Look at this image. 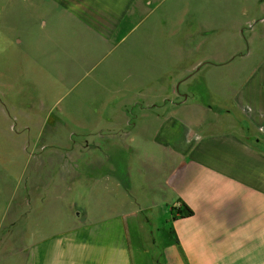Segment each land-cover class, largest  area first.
<instances>
[{
  "label": "crops",
  "instance_id": "crops-1",
  "mask_svg": "<svg viewBox=\"0 0 264 264\" xmlns=\"http://www.w3.org/2000/svg\"><path fill=\"white\" fill-rule=\"evenodd\" d=\"M46 2L56 12L41 14V27L62 20L100 45L126 43L109 65L141 73L131 93L112 96L120 77L101 92V162L98 170L81 162L71 206L52 203L60 196L50 189L42 204L47 184L57 183L55 142L42 137L41 125L32 135L29 122L10 125L0 98V264H264V19L248 27L251 4L264 0L232 2L246 6L232 34L251 48H208L195 74L203 58L187 65L186 55L201 52V41L187 50L177 36L169 48H151L157 28L169 27L162 9L169 0H39L36 7ZM112 49L101 48V62ZM11 127L28 140L11 143Z\"/></svg>",
  "mask_w": 264,
  "mask_h": 264
},
{
  "label": "rangeland",
  "instance_id": "rangeland-1",
  "mask_svg": "<svg viewBox=\"0 0 264 264\" xmlns=\"http://www.w3.org/2000/svg\"><path fill=\"white\" fill-rule=\"evenodd\" d=\"M37 1L0 0V98L7 101L4 102L8 104L10 125L13 118L18 129L23 123L29 122L30 131L33 132L31 135L38 132L41 125L42 137L55 142L52 155L55 153L58 161L57 183L52 180L47 184L43 190L42 204H48L50 199L46 192L50 189L57 192L56 195L63 196L55 197L52 203L71 206L81 162L90 160L91 170H98L97 164L101 162V92L106 93L109 85H113L111 79L120 77L123 86H119L120 91L112 93V96L131 93L132 89L129 88L132 87L131 80L135 79V70L138 74L141 72L137 67L131 70L130 66L124 64L120 68L109 65L117 58L120 49H129L126 43L115 47L107 43L100 45L98 41L101 38L68 29L71 24L66 28L68 22L62 20H57L54 27H41L39 16L48 11V18L56 12V7L49 2L42 8L36 7ZM232 2L185 0L181 3L169 0L162 6L166 16L163 23H168L169 27L157 28L159 33H155L151 48H169L168 39L177 36L183 37L180 39L185 41L187 50L192 49L193 45L198 48V42L201 41V52L195 56L186 55L187 65L199 57L203 58L195 69L190 70L191 74L208 63L205 59L210 55L208 48H214L217 44L251 48V44L248 47V42L242 36L232 34L236 18L245 14L243 10L246 7ZM249 15L251 19L248 27L252 29L258 20L264 19V4H251ZM207 23L212 26L208 31H202V26L204 28ZM199 27L201 36H188L200 31ZM132 38L136 37H129L128 41L131 42ZM101 48H113L102 62ZM196 86L204 92L198 81ZM92 109H95L94 113L89 112ZM18 136L13 135L11 127V143L14 139L24 142L28 140L29 134L22 132ZM17 153L11 146L9 158L15 159ZM10 167L15 169L18 166L13 162ZM30 201L32 203V199Z\"/></svg>",
  "mask_w": 264,
  "mask_h": 264
},
{
  "label": "trees",
  "instance_id": "trees-1",
  "mask_svg": "<svg viewBox=\"0 0 264 264\" xmlns=\"http://www.w3.org/2000/svg\"><path fill=\"white\" fill-rule=\"evenodd\" d=\"M100 175H101V171H100ZM123 183L125 186H129V180H128V177L125 176V179L123 180ZM173 214H176L178 213L179 216L181 217H185V216H189L192 214V210L188 207H185V208H176V207H173Z\"/></svg>",
  "mask_w": 264,
  "mask_h": 264
}]
</instances>
